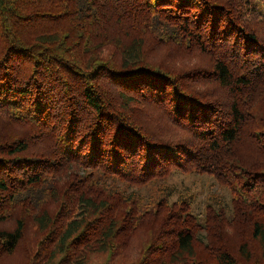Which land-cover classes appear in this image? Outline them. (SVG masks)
<instances>
[{
  "label": "trees",
  "instance_id": "obj_1",
  "mask_svg": "<svg viewBox=\"0 0 264 264\" xmlns=\"http://www.w3.org/2000/svg\"><path fill=\"white\" fill-rule=\"evenodd\" d=\"M247 6L0 0V264L30 225L26 264H264V26ZM177 172L216 178L232 208L212 195L202 218Z\"/></svg>",
  "mask_w": 264,
  "mask_h": 264
},
{
  "label": "rangeland",
  "instance_id": "obj_2",
  "mask_svg": "<svg viewBox=\"0 0 264 264\" xmlns=\"http://www.w3.org/2000/svg\"><path fill=\"white\" fill-rule=\"evenodd\" d=\"M248 3L249 20L257 21L258 24L264 26V2L262 0H246ZM156 60L163 64H172L177 68L179 62L172 59L168 53L158 54ZM195 61L196 59H192ZM181 65H185L180 63ZM170 187H173L178 193L189 192L194 195V211L202 218L206 215V204L210 196L215 195L218 199H222L226 204V209L232 208L233 192L227 186H224L219 180L208 175L174 173L167 181ZM176 198V197H175ZM218 201V200H217ZM219 210L218 206H215ZM231 213V212H230ZM251 234H248V236ZM44 233L30 225L26 231V235L19 245L16 253L1 261V264H26L29 251L37 248L38 242L43 238ZM247 236V235H246ZM250 238V237H249ZM254 246L253 243H251Z\"/></svg>",
  "mask_w": 264,
  "mask_h": 264
}]
</instances>
